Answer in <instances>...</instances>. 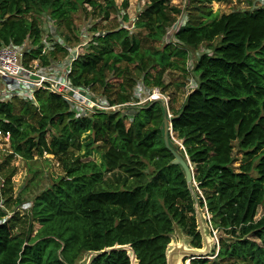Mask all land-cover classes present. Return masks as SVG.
<instances>
[{
	"label": "trees",
	"instance_id": "16d2710c",
	"mask_svg": "<svg viewBox=\"0 0 264 264\" xmlns=\"http://www.w3.org/2000/svg\"><path fill=\"white\" fill-rule=\"evenodd\" d=\"M190 1L198 17L175 33L182 48L155 46L180 9L169 0H148L136 22L147 47L125 28L106 32L72 63L68 78L75 87L99 91L109 105H123L132 100V74L162 88L175 61L205 44L209 53L193 67L196 86L170 119L169 142L191 165L193 192L165 148L160 101L94 110L82 118L74 117L62 96L42 89L34 91V103L0 102L9 157L30 161L52 154L63 168L33 196L25 230L17 231L16 221L4 220L0 209V264H77L84 254H92L86 264H131L127 250L115 246L130 247L138 264H166L174 226L191 247L202 248L193 194L200 208L205 204L220 245L215 259L190 264H264V6L218 14L209 5L221 0ZM102 2L0 0V46L25 40L39 45L34 17L43 12L70 23L88 3L107 16L115 0ZM40 49L27 57L38 58ZM47 58L40 56L43 64ZM109 76L119 77L117 88Z\"/></svg>",
	"mask_w": 264,
	"mask_h": 264
},
{
	"label": "rangeland",
	"instance_id": "374dc122",
	"mask_svg": "<svg viewBox=\"0 0 264 264\" xmlns=\"http://www.w3.org/2000/svg\"><path fill=\"white\" fill-rule=\"evenodd\" d=\"M101 6L104 5L102 0H96ZM148 0H115L114 9H110L108 15H104L101 10L94 8L88 3H83L78 10L72 14L71 22L68 21L58 23L53 20L47 13L43 12L36 15L34 18L38 22L41 29V39L46 35L48 39H52V35L49 33L50 28L54 30V34L57 36L59 42L55 43V50L48 54V61L52 62H63L66 61L70 55V51L67 48L75 49L79 48V57L84 53L90 45H96L97 41H94V33H106L114 31L120 28H125L130 34L136 36L141 40L142 45L147 47L146 40L144 39L145 32L137 27L136 22L140 16L141 11L145 8ZM259 0H221L213 2L209 6L213 12L218 14L231 12L238 9H251L257 5ZM171 6H175L180 9V14L174 16L173 21L167 26L163 39L160 43L155 46L161 47V45L181 47L171 35H168V31L176 23H179L180 19L184 23L196 21L198 14L195 9V3L190 0H169ZM33 17V16H31ZM62 50V52H61ZM202 53H209V49L205 44L200 45L196 49H187L185 59L176 60L177 67L168 69L164 74L163 87L159 88L163 94H166L169 99V111L173 113V110L180 106L183 101L189 87L187 84L190 79L196 81L197 74L187 69V64H194L198 57ZM200 54V55H199ZM128 69H132L133 65H125ZM184 69V70H183ZM134 74H138L134 72ZM196 74V76H195ZM132 76L136 79V83L132 91V100L127 104H115V110H121L126 106H139L143 104H135L138 100L135 98L134 90L138 84H142L146 88H155L145 85L140 80L139 75ZM113 76H109L111 78ZM118 76L113 77L109 80L110 84L117 88V83L120 82ZM116 84V85H115ZM4 86L2 79H0V90ZM92 95L98 99H105L109 102V99L99 94V91L88 90ZM134 92V93H133ZM18 98V97H13ZM7 98L4 101L11 100ZM21 99V98H19ZM18 102V99L13 101ZM34 103V101H32ZM145 104V103H144ZM114 110V111H115ZM125 112V111H124ZM122 112V113H124ZM175 143H181L175 140ZM8 138L4 137L0 140V209L5 212V219L14 222L15 229L25 230L28 223L27 209L31 206L30 201L33 196L39 193L42 189L48 187L53 181L57 180L63 174V168L61 160L52 154L44 153L42 156H34L30 161L22 160L17 156H10ZM240 155V154H239ZM69 158V157H68ZM94 160H97V156H90ZM239 164V160L235 165ZM202 214V209L200 208ZM262 209L259 208L256 217L262 215ZM24 222V223H23ZM23 223V224H21ZM36 226H34V229ZM203 230L208 238H211L209 228L205 222H203ZM218 237V233H217ZM223 240H228L221 235ZM221 239V238H220ZM214 245V244H213ZM219 237H218V248H219ZM187 248L191 249L190 238L186 236L180 228L174 226V230L171 234V242L168 245V251L174 250L175 248ZM203 248V244H202ZM92 254H84L77 264H86L89 257ZM217 256V247L211 248L210 252L204 255V258L209 260L215 259ZM188 257H179L178 264H186Z\"/></svg>",
	"mask_w": 264,
	"mask_h": 264
},
{
	"label": "built area",
	"instance_id": "2783aa9c",
	"mask_svg": "<svg viewBox=\"0 0 264 264\" xmlns=\"http://www.w3.org/2000/svg\"><path fill=\"white\" fill-rule=\"evenodd\" d=\"M257 6H264V0H259ZM185 24L186 23L182 22L180 19L179 23H176L169 29L167 32L168 35H171L174 41H176L174 37L175 33ZM49 33L52 35L53 41L52 39H48V35L40 40V56L45 55L48 57V54L55 50L54 44L59 42L52 28H50ZM103 34L97 32L92 35L98 37ZM39 45H32L31 41L25 40L20 45L9 44L0 46V79H2L4 83V86L0 90V102L13 97L34 101V91L42 89L62 96L69 110L74 113V117L76 118L86 117L94 110H115V105H109L105 99H98L88 92L87 89L75 87L70 83L68 76L71 71L72 63L79 58V48H67V50L70 51V55L66 61H49V63L43 64L40 60V56L32 59L27 57L30 51L36 49ZM187 69L192 71L193 66L191 63L187 64ZM195 86L196 81L190 79L187 84V88L189 87L188 91L192 90ZM81 91L93 97L94 101L81 94ZM134 92V96L138 100L135 104L160 101L166 108L167 117L171 119V113L168 108L169 97L163 94L159 88H146L142 84H138ZM8 135V133L0 131V140L4 137L8 138ZM201 198L204 201L202 196ZM201 209L204 221L209 228L211 237L214 240V245L218 250L217 230L212 227L211 216L205 204ZM191 259L194 258H188L186 264H190Z\"/></svg>",
	"mask_w": 264,
	"mask_h": 264
},
{
	"label": "water",
	"instance_id": "95a60500",
	"mask_svg": "<svg viewBox=\"0 0 264 264\" xmlns=\"http://www.w3.org/2000/svg\"><path fill=\"white\" fill-rule=\"evenodd\" d=\"M81 94H83L84 96H86L87 98L91 99L92 101H94V98L91 97L89 94H87L84 91H81ZM162 104V103H161ZM164 110H165V114H164V120H163V141H164V145L165 148L170 151V153L173 156V160L172 163L175 165H179L184 173L185 176V181L187 183V185L189 186L190 190L192 191V183H193V173H192V168L191 165L188 161L187 158H183L181 156V154L175 150L174 146L172 144H170L169 142V136H172V128H171V123H170V119L167 117V112H166V108L164 107V105L162 104ZM175 142V140H174ZM179 145L180 148H182L181 143H176ZM193 192V191H192ZM193 198H194V210H195V216H196V221H197V229L201 234L202 237V244H203V248L197 249V248H193L191 247V249H187V248H175L174 250H170L166 251V264H178V258L179 257H185L187 256L188 258H204V255L208 252H210L211 248H215L214 244V240L213 238H208V236L205 234L204 230H203V222L204 218L202 216V214L200 213V207L198 205V199L197 197L193 194ZM111 249H125L127 250V253L130 257V261L131 264H138L135 258L134 253L132 252V250L130 249V247L128 246H115L112 247Z\"/></svg>",
	"mask_w": 264,
	"mask_h": 264
},
{
	"label": "crops",
	"instance_id": "0c3cea01",
	"mask_svg": "<svg viewBox=\"0 0 264 264\" xmlns=\"http://www.w3.org/2000/svg\"><path fill=\"white\" fill-rule=\"evenodd\" d=\"M188 92H189V91H188ZM177 108H178V107H177ZM177 108H176V109H177Z\"/></svg>",
	"mask_w": 264,
	"mask_h": 264
}]
</instances>
